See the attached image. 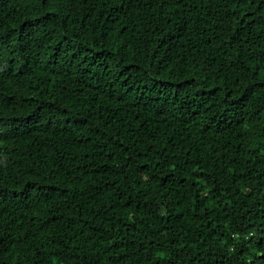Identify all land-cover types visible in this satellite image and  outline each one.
Wrapping results in <instances>:
<instances>
[{
    "label": "trees",
    "instance_id": "1",
    "mask_svg": "<svg viewBox=\"0 0 264 264\" xmlns=\"http://www.w3.org/2000/svg\"><path fill=\"white\" fill-rule=\"evenodd\" d=\"M0 264H264V0H0Z\"/></svg>",
    "mask_w": 264,
    "mask_h": 264
}]
</instances>
